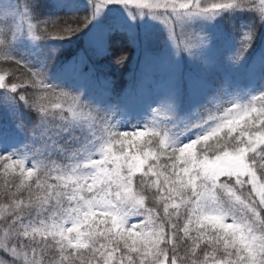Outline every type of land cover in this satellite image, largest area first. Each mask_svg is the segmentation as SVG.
Returning <instances> with one entry per match:
<instances>
[{
	"label": "snow or ice",
	"instance_id": "6c2138e0",
	"mask_svg": "<svg viewBox=\"0 0 264 264\" xmlns=\"http://www.w3.org/2000/svg\"><path fill=\"white\" fill-rule=\"evenodd\" d=\"M112 6L133 22L116 26L130 44H141L134 22L149 17L172 60L187 55L205 67L214 42L206 26L224 18L237 36L224 61L239 65L259 42L264 65V0H84L85 15L68 19H38L39 0H24L23 11L0 0V54L28 69L26 81L0 75L8 125L0 147L7 150L9 133L30 144L0 152V264H264V87L241 100L229 98L224 83L201 101L207 85L197 83L188 116L174 118L172 93L150 123L127 131L117 118L125 109L59 90L13 57L19 40L68 39ZM106 35L95 42L98 55L108 53ZM154 39L145 30V51ZM57 51L42 63L51 65ZM57 92L69 98L67 109L50 112L38 97Z\"/></svg>",
	"mask_w": 264,
	"mask_h": 264
},
{
	"label": "trees",
	"instance_id": "16d2710c",
	"mask_svg": "<svg viewBox=\"0 0 264 264\" xmlns=\"http://www.w3.org/2000/svg\"><path fill=\"white\" fill-rule=\"evenodd\" d=\"M16 2L19 3L20 9L23 11L24 0H16ZM178 2H181V0H178ZM213 2H221V0H201V3L211 4ZM83 15H85L84 6L69 9L67 7H58L53 0H39L38 19H46L49 17L53 19H68L73 16ZM32 22L35 23V19ZM95 24L96 23L90 25L83 31L68 39L39 41L41 44L48 46H46L43 53L36 55V57H32L26 53L23 47L16 42L12 49L13 57L19 59L22 64L31 66L33 70L44 71L47 81L50 84L58 86L59 90L70 91L73 94H82V99L85 101H95L106 108L114 105L122 108L123 103L127 101L131 102L138 97H141L142 93L148 94L150 100L149 107L151 106L150 109L159 105L160 101L166 97V95L163 90H153L152 88L153 86L149 81V75L151 76L152 74V68L149 65V58L155 55L158 56L162 52H167L168 48H166L161 42L165 37V34L162 33L154 34V32H152L155 39L147 51H145L143 43L141 45L130 44L126 32L114 29L107 33L105 36V44L108 53L105 55H98L95 58H87L88 61L83 67V72L89 73L90 78L96 80L100 85L103 92L102 94L105 96V100L102 103L94 99L90 95V92L55 79L54 75L58 71L62 70L66 65L73 63L76 59L79 60V57L85 53L86 38L94 28ZM219 24L220 27L217 28L218 32L210 31L209 33L213 35V46L219 53L217 57L219 62L215 65V68L218 69L216 72L220 75H224L230 65L229 63L225 64L224 56L235 49L237 36L229 29L224 18H220ZM138 39L142 41L141 38L138 37ZM227 40H229L228 45L225 44ZM261 41H264V34L261 35ZM51 49L58 50L55 60L51 65L45 66L42 61L46 59V56ZM259 50L258 42L257 47H253L249 50L246 59H244L239 65H236V70L245 72L247 66L249 67L259 53ZM121 53L126 54L128 58L122 65H117L114 62V59ZM212 54H214V51ZM183 58H186L187 61L188 56L184 55ZM240 65H245L243 71L239 68ZM148 66L149 68L147 69ZM223 67L226 68L224 73L222 71ZM27 71L28 69L17 66L11 61H5L2 54H0V75H5L6 80H11L12 73H16L17 82L20 80L26 81L27 77L25 76V73H27ZM145 80L148 81L145 82ZM216 85L219 86L220 83L218 82ZM258 86L259 90L264 87V77L261 78ZM21 91H23V89H21ZM3 94L4 90L0 89V96ZM228 97L231 98L230 96ZM38 99L39 102L50 112L67 109L69 103V98L60 95L59 92L49 96L38 97ZM57 105H59V107H57ZM2 112L3 111L0 110V113ZM30 115L33 118L35 117V113H31ZM122 117L123 116L117 117L122 121V130H133L131 124H134L135 122H128L127 120L122 119ZM2 124H5V127H8L5 117L0 121V129L2 128ZM163 126L164 125H161V127ZM165 126L168 127V125ZM9 134L10 138H13V142H8L6 151L0 147V151L3 150V154H8L15 150L24 151L26 148L30 147L29 141L26 137L16 136L11 133ZM141 143H143V141H141ZM0 172H2V169H0ZM16 175L19 174L16 173ZM4 179V176L0 175V189L3 187ZM2 199L3 197L0 196V200ZM0 239H3L2 224H0Z\"/></svg>",
	"mask_w": 264,
	"mask_h": 264
},
{
	"label": "rangeland",
	"instance_id": "374dc122",
	"mask_svg": "<svg viewBox=\"0 0 264 264\" xmlns=\"http://www.w3.org/2000/svg\"><path fill=\"white\" fill-rule=\"evenodd\" d=\"M53 1L58 7H67L69 9L84 6V0ZM146 2H152V0H146ZM219 21L220 18L212 24L207 25L206 30L208 32H218L217 28L220 27ZM132 23L133 22H130L127 19L126 14L119 8V6H112L111 10L106 11L105 15L96 22L94 28L87 36L85 53L79 57V60L76 59V61L66 65L62 70L58 71L54 75L55 79L58 81H67L77 87L87 90L99 102H102L104 95L102 94L101 87L96 80L90 78L89 73L83 72L84 64L87 63V58H95L98 56L95 42L100 39L102 35L116 29L117 25H130ZM25 27L26 22L25 26L22 25V28ZM133 30L142 41L145 30H150L151 33L154 32V34H165L162 27L156 22H153L149 17H144L134 22ZM18 43L23 47L25 52L32 57H36V55L43 53L46 46H48H45V44H41L40 42L33 43L29 39H21ZM225 44L228 45L229 40H227ZM213 51L214 54H212ZM206 55L210 61L208 67L203 66L201 63L190 59L189 57L186 61V58H183L184 55L179 60L174 61L170 58L169 49H167V52H162L158 56L155 55L149 58V65L152 68V74L151 76L149 75V81L153 86V90H163L166 96L175 93L179 98V107L175 113V119L185 118L193 111V87L197 83L207 85V88L203 90L202 95L199 97L201 101H203L205 96L211 93L212 90L215 91L218 82L220 84L226 83L228 96L238 97L241 100H246L251 94L257 92L259 89L257 83L261 77H264V65L260 64L258 54L246 69L244 68L245 65L239 66L240 69L246 70L245 73L239 70H234L232 72V68L228 67L227 72L224 75H220L216 72L218 69L215 68V65L219 62L217 60L219 53L215 50L214 46H212ZM81 57L84 58L83 63H81ZM225 64L228 63L225 62ZM148 68L149 66L147 69ZM225 69L226 68L223 67V73ZM146 81L148 80H145V82ZM149 104V96L145 93H142L141 97H138L135 101H127L123 103V109L126 110V116H123V119H136L137 123L135 125H137V130H139L144 123L151 122L152 109L159 107V105H157L152 109H149ZM4 117V113H0V121L3 120ZM161 120H163V117H161ZM161 125L172 127V124L169 122H162ZM1 127V129L7 128L5 127V124H2ZM8 142H13V138H10V134ZM0 152L3 153V150Z\"/></svg>",
	"mask_w": 264,
	"mask_h": 264
}]
</instances>
